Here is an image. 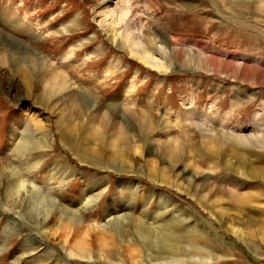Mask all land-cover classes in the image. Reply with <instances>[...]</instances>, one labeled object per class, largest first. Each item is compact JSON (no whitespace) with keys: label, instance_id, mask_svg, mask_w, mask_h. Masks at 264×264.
Wrapping results in <instances>:
<instances>
[{"label":"rangeland","instance_id":"rangeland-1","mask_svg":"<svg viewBox=\"0 0 264 264\" xmlns=\"http://www.w3.org/2000/svg\"><path fill=\"white\" fill-rule=\"evenodd\" d=\"M262 1L0 0V264H157L145 257L127 223L131 245L144 253L137 262L95 255L84 260L67 251L77 230L84 235L100 229L115 199L127 200L129 215L143 216L148 225L161 197L170 206L156 224L170 219L165 228L225 251L219 264H264V241L256 227H264ZM101 11L116 14L117 23L110 25ZM127 30L156 64L144 60L143 49L130 51L124 44ZM15 47L30 56L22 66L32 71L36 87L23 85ZM41 65L43 70L31 69ZM53 65L82 94L72 136L61 129L70 115L61 114L58 93L38 98L36 91L39 77ZM104 106L110 123L96 120L89 141L96 154H82L90 114ZM120 115L126 135L118 133L112 147L109 126ZM19 135L26 150L14 148L22 141ZM169 137L180 139L186 152L175 145L168 163ZM227 137L237 138L234 154L226 155ZM188 157L203 170L200 176H209L215 187L228 186L234 195L245 194L246 203L229 191L216 202L212 192L184 182L185 176L195 178L183 164ZM250 163L262 167L263 175H251ZM11 168L75 213L65 227L54 221L53 210L46 220L45 214L35 221L24 217V193L15 205L6 200ZM246 212L257 223L246 222ZM114 238L116 252V232Z\"/></svg>","mask_w":264,"mask_h":264},{"label":"bare ground","instance_id":"bare-ground-1","mask_svg":"<svg viewBox=\"0 0 264 264\" xmlns=\"http://www.w3.org/2000/svg\"><path fill=\"white\" fill-rule=\"evenodd\" d=\"M121 8L122 7L117 8V9L123 10ZM108 13L109 11L100 12L102 16L105 15L104 20L107 18V16H109L108 20L110 21L108 22H110L109 23L110 25L117 23L115 22L117 15L114 14L113 12L109 13L110 15H108ZM107 24L108 23H106V26ZM131 33L132 32L127 30V32L124 34L125 36L123 40L124 44H127L129 46L128 48L130 49V51L132 50L138 51V50L143 49L142 51H143L144 60H148L150 62L152 61L153 63L155 62L156 64L155 58H153L151 54L147 53L145 47L139 45L136 38ZM14 50H16L15 52H17L19 55L20 67L18 68L17 71H18V74H21L20 78L23 82V85L26 88H31L33 86L36 87V81L33 78L34 76L30 75V72L32 71L26 69L25 66L24 67L22 66V63H24L25 61L31 60L30 56L27 54V52L21 51L19 47H15ZM32 60H35V58H33ZM31 69L33 70V72H35L34 69L43 70L44 68L41 65L39 68L32 67ZM63 76L64 75L62 74L61 68L58 65L57 66L53 65V67H51L47 71H43V73L41 74V77H39L36 91L38 90L40 92L38 94V98H41L42 94L46 92L54 93L55 91L56 93H58L59 97L56 103L62 104L61 114L69 113L70 115V119L61 126V129L65 133H68L69 136H72L74 132V128H75L72 120L75 118L74 115H76V107H77L76 102L78 101L79 98H81L82 94L80 93L79 90L71 88L69 85V81L65 78V76L64 77ZM44 98L45 97H43L42 99ZM105 107L106 106L99 108L98 111H95L90 114V117H89L90 125L89 127H87L88 128L86 132L87 136L84 138L85 139L84 142L85 141H88V142L85 143L84 148L82 149V152H81L82 154L83 152H89L92 155L96 154L95 149L91 145H89V141L92 140L94 136V132L96 131V129L93 128L95 127L94 123L96 122V120L99 119L100 124H104L106 126H108L110 123L109 122L107 125L108 117H107V109H105ZM124 126H125L124 121L121 115L118 117L116 121L113 122L111 126H109L110 136L112 137V139H110L112 147H114L117 144L116 142L117 140L115 139L117 138L118 133L124 136L126 135ZM101 127L103 126L101 125ZM19 137L22 138L23 136L19 135ZM227 138L230 141V144L227 148L229 152H227L226 155L230 154L231 152L234 154V151H233L234 149H232L233 147L231 145L237 143V138L235 137H227ZM25 141L26 140H24V137H23L22 141L20 140L19 142H17V145H15L14 148H17L19 151L26 150L25 144H23L25 143ZM153 142H156V140L154 139ZM175 145H177V149H175ZM174 149L182 152L183 154L184 152H186L185 151L186 147L184 144L180 142V139L177 140L174 137H169V144H167L166 150L164 151L165 152L164 155H166V159L168 163H169L168 160L170 159V157L172 156L173 158L174 156L173 155V153H175ZM229 160L230 159L226 158L227 162ZM195 163L196 162L194 160L188 157V159H186L183 164L185 165V168L193 169L195 171L194 177L197 178V180L199 181L196 180V182H194L195 178L192 179L191 177L183 176L184 182L192 181L194 183L195 190L207 189L209 193L212 192L215 196L214 200L216 202L221 201V197L219 196L220 193L224 194L225 191H229L232 197L236 199V201H238L239 203L240 202L246 203L247 196L245 194L242 193L238 196L234 195V192L231 189H228V186L215 187L213 186L215 184H213L209 180L210 179L208 178L209 176L208 177L200 176V175H203V170L201 169L200 166H198ZM249 166H250L251 175L253 176L263 175L262 167L257 166L256 164H253V163H250ZM15 169L16 168H11L7 170L9 171L8 175L10 177V181L9 183L5 185V192H4L5 196L4 197L6 198V200L12 202L13 205H15L17 204V200L20 197L19 195H21V193L22 194L24 193L23 197L25 198V200H24V208L22 209L23 216L25 215L28 219L35 221V218L38 219L41 214H45V220H46L47 218L50 219L49 218L50 212L51 210H53V211H56L57 213L56 215L53 216V218H55L54 221H60L62 225L65 227L66 222L68 220H71L72 217L75 215V213H73L72 211L66 208H62L61 206H58V204H56L54 201L47 199L46 196H43L44 195L43 192L39 189L38 186H36L33 183V181L30 182V181H27L25 178L20 177L18 175L19 173L18 170H16L18 172L16 173V171H14ZM165 170L166 169L164 168V171ZM27 182H30L33 188L31 187L29 189L26 186L28 184ZM159 201L160 202L158 203L153 216H151L152 221L154 222L153 223L150 222L148 223V225H146L145 218H143V216L131 217L129 215L128 213L129 204L127 200L123 201L120 198L115 199L114 207L111 206V209H110L111 212H108L107 214L108 218L104 219L105 221L101 225L99 230H97L96 232L91 230V231L86 232V234L84 235L80 234L81 232L79 230H77L76 233H74L71 243L68 246V251H67L68 254L72 256L73 258L75 257V258L84 259V260L85 259L87 260L94 255L97 258H103V259H106L107 261L113 260L118 257L127 259L129 261H133V262H137L138 260H141L144 254L143 250L142 248H140V246L135 247L136 244L135 246L131 245L133 244L134 241L132 240V237H130L129 233L126 231L125 224L127 223L128 224L127 226H129V224L130 226L132 225L134 232L138 235V238L142 246L144 247V250L146 252L145 257H147L148 260L152 263H157V264H212V263L219 264L221 261L225 260L224 254H222L225 251L217 250L216 248L210 245L205 246V244L203 245L195 241H189V239L185 238L184 236L178 235L172 232L171 230H169L170 228L168 224L167 226L169 229H167V226L165 228L164 225L166 223L164 224V222H167L170 219L165 220L164 218L163 221L157 222L156 224L155 223L157 219L156 217H159V215H161V211L167 209L170 206L169 199L163 200V198L161 197ZM219 211L225 213V209L223 207H220ZM245 214L247 216L246 222H248L250 225L257 223V220L253 218V216L248 214V212H246ZM174 215L171 216L172 220L176 219ZM79 220L80 219H75L76 224L78 225L83 224V222ZM109 224H110V227L113 226V228L112 227L111 228L115 230V231L113 230L114 234L116 232L117 237H119L118 239L120 241V244L117 245L116 252L113 249L115 247L113 246V244L115 243L114 234L109 233V231L112 229H110L109 231L105 230L107 225ZM256 227H258L259 231L262 233V240L264 241V227H262L261 224H258V223ZM230 228H232L233 230L232 232H234L236 236L242 237L243 232L241 231V229L234 228L233 225H231ZM49 229H51V227ZM193 231H195V229H193ZM27 241H30V240L28 239ZM65 242H67V239H65ZM248 243L250 244L251 240H249ZM227 258L229 259V257ZM113 261L111 262L113 263Z\"/></svg>","mask_w":264,"mask_h":264}]
</instances>
